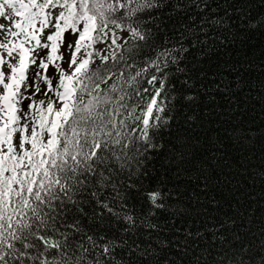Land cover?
Masks as SVG:
<instances>
[{
  "label": "snow or ice",
  "instance_id": "1",
  "mask_svg": "<svg viewBox=\"0 0 264 264\" xmlns=\"http://www.w3.org/2000/svg\"><path fill=\"white\" fill-rule=\"evenodd\" d=\"M0 264H264V0H0Z\"/></svg>",
  "mask_w": 264,
  "mask_h": 264
},
{
  "label": "trees",
  "instance_id": "2",
  "mask_svg": "<svg viewBox=\"0 0 264 264\" xmlns=\"http://www.w3.org/2000/svg\"><path fill=\"white\" fill-rule=\"evenodd\" d=\"M50 71H51V68H50ZM257 111H259V109H257ZM252 115H255V113H252ZM233 171H235V169H232ZM227 171V169H226Z\"/></svg>",
  "mask_w": 264,
  "mask_h": 264
},
{
  "label": "rangeland",
  "instance_id": "3",
  "mask_svg": "<svg viewBox=\"0 0 264 264\" xmlns=\"http://www.w3.org/2000/svg\"><path fill=\"white\" fill-rule=\"evenodd\" d=\"M62 51H63V49H62Z\"/></svg>",
  "mask_w": 264,
  "mask_h": 264
}]
</instances>
